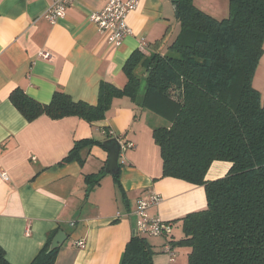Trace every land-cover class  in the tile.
Instances as JSON below:
<instances>
[{
  "label": "crops",
  "instance_id": "0c3cea01",
  "mask_svg": "<svg viewBox=\"0 0 264 264\" xmlns=\"http://www.w3.org/2000/svg\"><path fill=\"white\" fill-rule=\"evenodd\" d=\"M106 1L77 0L53 24L44 17L52 0H0V171L8 175L7 180L0 177V246L11 264H30L56 229L66 239L54 264H119L136 230L137 200L150 191L161 198L149 215L173 222L169 237L145 236L154 251L153 264L187 263V247L171 245L175 256L170 261L163 246L183 237L181 219L205 209L206 196L203 185L162 176L160 150L152 138L153 128L162 124L159 116L117 96L105 117L92 123L46 115L27 121L10 101V93L19 89L47 104L60 89L74 101L95 105L102 82L119 89L125 84L122 68L133 51L157 47L162 52L178 33L171 0H140L126 19L132 34L118 47L109 44L88 19V12ZM193 2L216 17L227 0ZM41 52L49 57L42 58ZM252 86L264 99V41ZM105 128L134 147L119 157L117 181L104 171L90 187L87 176L105 168L104 145L82 148L81 163L59 161L76 141L103 144L109 139L102 133ZM230 166L226 160L213 161L205 179L223 177Z\"/></svg>",
  "mask_w": 264,
  "mask_h": 264
},
{
  "label": "trees",
  "instance_id": "16d2710c",
  "mask_svg": "<svg viewBox=\"0 0 264 264\" xmlns=\"http://www.w3.org/2000/svg\"><path fill=\"white\" fill-rule=\"evenodd\" d=\"M228 16L216 19L179 0V30L160 52L133 51L122 70V88L102 82L95 105L74 101L55 90L49 103H40L22 90L10 101L27 121L41 115L52 119L77 116L87 123L102 120L114 97L126 96L141 109L161 117L154 127L162 176L203 185L206 208L185 215L183 237L169 241L187 247L186 264H264V99L252 86L263 53L264 0H227ZM144 85L141 87V83ZM98 140H80L59 164L81 163L80 150ZM215 160L231 163L220 178L206 180ZM101 171L89 174L90 187ZM118 178V172L113 174ZM59 229L30 264H54L58 249L48 251ZM154 251L136 230L119 264H153ZM0 264H11L0 246Z\"/></svg>",
  "mask_w": 264,
  "mask_h": 264
},
{
  "label": "built area",
  "instance_id": "2783aa9c",
  "mask_svg": "<svg viewBox=\"0 0 264 264\" xmlns=\"http://www.w3.org/2000/svg\"><path fill=\"white\" fill-rule=\"evenodd\" d=\"M77 0H52L44 13V17L50 23H56L65 14V8L68 5L76 3ZM140 0H107L105 5L99 10L88 12V19L103 34L109 44L116 47L120 46L126 36L132 34L130 27L127 24V16L133 11ZM145 43L141 40V47ZM42 58H48V52H41ZM102 133L108 138H114L120 145L119 157L128 149L134 147L130 141L122 140L120 135L116 134L112 129H102ZM0 177L4 180L8 179V175L4 171H0ZM160 195L154 191L148 192L143 197L139 198L136 207L133 211L136 216V231L144 236H164L169 237L173 229V222L164 221L159 218H153L149 215L150 207L156 205L160 201ZM78 246L83 244L82 241L76 243ZM164 252L169 256V260L173 261L175 256L171 244L166 242L163 246Z\"/></svg>",
  "mask_w": 264,
  "mask_h": 264
},
{
  "label": "water",
  "instance_id": "95a60500",
  "mask_svg": "<svg viewBox=\"0 0 264 264\" xmlns=\"http://www.w3.org/2000/svg\"><path fill=\"white\" fill-rule=\"evenodd\" d=\"M179 0H171L173 3V9L175 16H177V3ZM104 147L108 151L107 162L104 168L105 173L113 175L119 170V152L120 145L114 138H109L103 142ZM66 239V234L62 230H58L57 233L52 238L48 251L59 248Z\"/></svg>",
  "mask_w": 264,
  "mask_h": 264
},
{
  "label": "rangeland",
  "instance_id": "374dc122",
  "mask_svg": "<svg viewBox=\"0 0 264 264\" xmlns=\"http://www.w3.org/2000/svg\"><path fill=\"white\" fill-rule=\"evenodd\" d=\"M224 2H226V0H224ZM193 4L195 5V7L196 8H198V9H200V10H202L201 8H199L194 2H193ZM226 5V9H224V12L222 13V14H220V15H218V16H212V17H214V18H216V19H218V20H220V19H224V18H226L227 16H228V12H229V10H228V2L227 3H225ZM225 8V7H224ZM203 11V10H202ZM203 12H205V11H203ZM205 13H207V12H205ZM208 14V13H207ZM210 15V14H209ZM144 85V81H142V83H141V87ZM156 116V115H155ZM158 117V116H157ZM159 120H160V122L162 123V124H166V121L164 120V119H162L161 117H159ZM162 124H160V125H162ZM99 182H100V180H99Z\"/></svg>",
  "mask_w": 264,
  "mask_h": 264
}]
</instances>
